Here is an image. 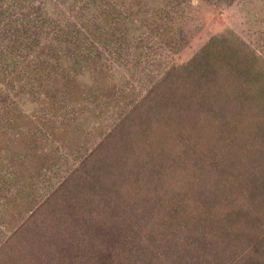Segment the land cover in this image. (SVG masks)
<instances>
[{"label": "rangeland", "instance_id": "1", "mask_svg": "<svg viewBox=\"0 0 264 264\" xmlns=\"http://www.w3.org/2000/svg\"><path fill=\"white\" fill-rule=\"evenodd\" d=\"M0 264H264V0H0Z\"/></svg>", "mask_w": 264, "mask_h": 264}]
</instances>
